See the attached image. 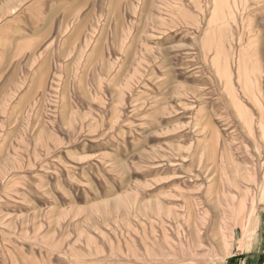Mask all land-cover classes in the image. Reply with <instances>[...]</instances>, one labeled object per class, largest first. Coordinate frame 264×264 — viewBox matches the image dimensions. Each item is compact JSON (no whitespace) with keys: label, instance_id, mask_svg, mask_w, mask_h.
Returning a JSON list of instances; mask_svg holds the SVG:
<instances>
[{"label":"rangeland","instance_id":"1","mask_svg":"<svg viewBox=\"0 0 264 264\" xmlns=\"http://www.w3.org/2000/svg\"><path fill=\"white\" fill-rule=\"evenodd\" d=\"M260 218L264 0H0V264H224Z\"/></svg>","mask_w":264,"mask_h":264},{"label":"crops","instance_id":"2","mask_svg":"<svg viewBox=\"0 0 264 264\" xmlns=\"http://www.w3.org/2000/svg\"><path fill=\"white\" fill-rule=\"evenodd\" d=\"M262 220V218H260ZM264 220V218H263ZM259 232L245 243L240 257L227 259L224 264H264V221Z\"/></svg>","mask_w":264,"mask_h":264}]
</instances>
